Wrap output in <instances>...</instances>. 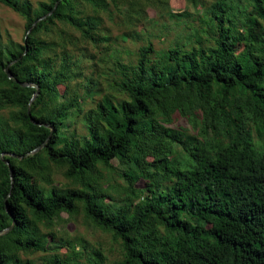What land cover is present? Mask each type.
Segmentation results:
<instances>
[{
  "label": "trees",
  "instance_id": "16d2710c",
  "mask_svg": "<svg viewBox=\"0 0 264 264\" xmlns=\"http://www.w3.org/2000/svg\"><path fill=\"white\" fill-rule=\"evenodd\" d=\"M56 1L33 9L0 0L26 30ZM151 1L60 0L24 44L5 41L0 29V230L14 221L0 235V264H101L99 253L84 262L70 240L57 250L61 214L81 212L119 242L117 264H264V0H246L242 10L238 0H214L205 43L199 35L195 45L165 51L148 43L134 61L116 59L112 84L125 97L104 96L84 115L85 134L66 132L83 101L66 97L81 59L63 52L55 67L50 52L65 46L43 35L61 23L96 43L106 39L101 11L140 15ZM175 114L195 132L171 126ZM55 169L67 185L53 184ZM109 170L124 184L113 188L123 193L117 199L105 185Z\"/></svg>",
  "mask_w": 264,
  "mask_h": 264
},
{
  "label": "rangeland",
  "instance_id": "374dc122",
  "mask_svg": "<svg viewBox=\"0 0 264 264\" xmlns=\"http://www.w3.org/2000/svg\"><path fill=\"white\" fill-rule=\"evenodd\" d=\"M27 1L32 8L37 7L40 1L49 0H20ZM145 1V0H141ZM214 0H197L193 4L189 0H152L151 4L146 7L145 12L139 14L133 13L126 15L122 11L112 10V12L101 11L100 34L106 39L98 40L96 43L89 42L80 36V33L74 28L58 23L57 31L51 34H44L46 39H54L61 42L65 46V50L57 45L53 51L51 63L58 67L63 52L68 55H75L80 58V69L78 75L70 84L66 92V97L81 95L80 111L73 113L66 125L69 127L67 133L72 131L76 136L86 133L84 123V115L93 110L96 104L104 96L112 97L119 100L125 95L113 87V80L117 77L115 74V61L119 59L121 63L134 61L137 57L139 48L151 43L155 51H165L174 43L186 44L190 47L196 44L197 35L205 43L207 40V26L205 24V14ZM246 0H238L239 10L247 5ZM249 9V8H248ZM84 13L93 14L91 7L85 5ZM238 18V12H236ZM0 29L3 33V39L13 40L24 44V35L26 32L25 19L12 10L10 7L0 2ZM64 30L67 35L62 39L58 30ZM75 62L76 60H71ZM61 92L65 90V86H59ZM87 89L92 90L90 94L86 93ZM1 114L7 115V109L0 111ZM171 126H182L190 132H195L191 124L178 114L174 115ZM114 166L118 167V161L112 160ZM109 184V191L117 199L123 193L115 192L113 188L121 190L124 185L123 181L112 170L105 171ZM53 184L56 187H63L69 181L62 175L61 171L55 169L52 173ZM38 178L34 179V183L38 184ZM144 181H139L136 186L142 187ZM107 202H111L107 199ZM61 219L58 220L54 229L57 234L63 238L59 243L57 250L60 254L65 253L68 247L65 246L66 240L75 243V250L81 251L82 260L88 263L90 258H96V253L101 254L103 260L101 264H117L121 258V246L110 233L101 230L92 225L83 213H79L74 217L62 213ZM95 253V254H94ZM41 253L37 252L33 256L38 258Z\"/></svg>",
  "mask_w": 264,
  "mask_h": 264
},
{
  "label": "water",
  "instance_id": "95a60500",
  "mask_svg": "<svg viewBox=\"0 0 264 264\" xmlns=\"http://www.w3.org/2000/svg\"><path fill=\"white\" fill-rule=\"evenodd\" d=\"M59 1H60V0H57V1L54 3L53 8H52L48 13H46L45 15H43V16L37 18V19L31 24V26H30V27L26 30V32H25V35H24V42L26 41L28 34L31 32L32 28L36 25V23H37L38 21L42 20V19H45L47 16L51 15L52 12H53V10L57 7ZM26 51H27V48H25L23 54H25ZM12 62H14V60H13ZM10 64H11V63H9V64L5 67V72H6L7 76H8V78H12V76H13L12 73L10 72V70H9V65H10ZM19 84H21V85H23V86H34V85H32L31 83H29V82H19ZM35 87H36V90H35V92L33 93L32 97L30 98V101H32V100L35 98V96L37 95V93H38V89H39V88H38V86H36V85H35ZM28 113H29V109H28ZM30 120H31L33 123H36V124H39V125H40V123H39L37 120H35L33 117H30ZM47 126H49L51 130L53 129L52 126H50V125H47ZM43 145H44V143L38 145L37 147H35V148H33L32 150H30L29 152H27L25 155L36 153L37 151H39V150L43 147ZM19 157L21 158L22 156H19ZM4 162H5L6 164L9 165V162H8L7 160H5ZM9 171H10V178L12 179V169L9 168ZM6 209H7V207H6ZM7 212H9L8 209H7ZM13 224H14V221L12 222L11 225H9V226L3 228L2 230H0V235H1V234H4V233H7L8 231H10L11 228L13 227Z\"/></svg>",
  "mask_w": 264,
  "mask_h": 264
}]
</instances>
